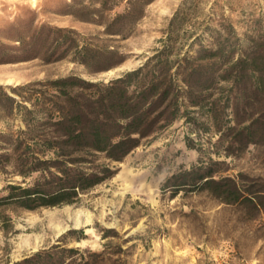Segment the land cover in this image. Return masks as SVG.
<instances>
[{
  "label": "rangeland",
  "instance_id": "1",
  "mask_svg": "<svg viewBox=\"0 0 264 264\" xmlns=\"http://www.w3.org/2000/svg\"><path fill=\"white\" fill-rule=\"evenodd\" d=\"M72 38L108 59L91 71L74 61ZM158 52L181 78L192 65L209 78L208 87L193 86L197 103L182 83L177 118L120 161L98 155L96 163L115 173L76 203L26 208L0 201V264L54 244L81 248L68 254L74 264L82 254L90 264H264V85L248 67L240 80L235 71L220 77L241 57L264 63V0H0V200L10 184L34 186L57 171L40 163L53 153L34 140L41 126L29 131L35 115L6 93L22 100L14 89L28 97L45 87L19 86L71 74L108 82ZM210 170L254 201L228 203L200 189L199 175Z\"/></svg>",
  "mask_w": 264,
  "mask_h": 264
},
{
  "label": "trees",
  "instance_id": "2",
  "mask_svg": "<svg viewBox=\"0 0 264 264\" xmlns=\"http://www.w3.org/2000/svg\"><path fill=\"white\" fill-rule=\"evenodd\" d=\"M131 14L133 9L118 17ZM64 31L74 32L72 29ZM76 41V38L70 41L73 59L83 63L91 71H95V65L108 59L102 49L88 44L80 46ZM222 51L220 49V52ZM155 60L157 63L153 64ZM165 63L158 52L140 67L127 70L108 82L93 81L71 74L19 86V89L38 84L45 87L32 89L28 97L14 89L22 100L32 101L34 109L28 108L22 100L6 93V99L11 104L25 108L26 114L35 115L32 120L26 122L29 131L41 126V132L34 140L43 147V153H53V156L40 160V163L47 169L53 166L57 171L49 170L50 174L43 175L34 186L10 184L8 195L0 201L17 203L26 208H33L34 204L51 206L76 203L81 192L112 177L115 173L113 167L108 163H96L98 155L103 154L110 161L122 160L140 146L145 138L177 118L180 98L185 88L182 83L194 103H197V99L192 94L193 86H209L210 80L202 76L199 65L190 66L181 78L180 71L171 72ZM247 67L255 83L262 87L264 63L257 57L239 58L231 63L220 77L230 79L236 72L232 77L235 81L240 80L245 75L242 70ZM51 89L54 92H50ZM36 94L40 96L35 98ZM37 111L41 112L42 116L38 117ZM4 137L6 134L0 132V142L5 141ZM2 159L3 155L0 154V162ZM89 164L92 166L88 167ZM1 167L0 164V170ZM34 169H40V166ZM225 180L230 178H214L210 170L200 174L195 185L200 189L214 191L220 199L228 203L241 197L254 201L237 182L233 181L232 188L227 182L224 183ZM71 231L83 233V229ZM77 239H80V236ZM80 252L82 250L78 247L66 248L62 244H54L13 264H74L73 260L67 262L68 254L75 255ZM94 254L102 256L105 251ZM82 258L76 264H90L83 254Z\"/></svg>",
  "mask_w": 264,
  "mask_h": 264
}]
</instances>
